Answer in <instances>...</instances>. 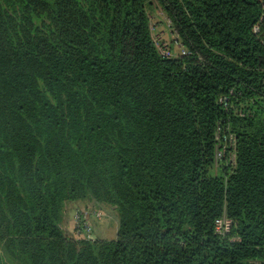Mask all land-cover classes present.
<instances>
[{
  "label": "trees",
  "instance_id": "obj_1",
  "mask_svg": "<svg viewBox=\"0 0 264 264\" xmlns=\"http://www.w3.org/2000/svg\"><path fill=\"white\" fill-rule=\"evenodd\" d=\"M0 264H264V0H0Z\"/></svg>",
  "mask_w": 264,
  "mask_h": 264
},
{
  "label": "rangeland",
  "instance_id": "obj_2",
  "mask_svg": "<svg viewBox=\"0 0 264 264\" xmlns=\"http://www.w3.org/2000/svg\"><path fill=\"white\" fill-rule=\"evenodd\" d=\"M148 11L151 19L152 36L157 47L161 51L170 52L172 55L180 54L182 51L181 44L176 40L174 32L169 28V21L165 14L155 4L149 7ZM83 204V200L70 203L66 212L67 217L73 219L75 209L81 207ZM101 210L103 215L100 220L95 221L94 218L91 219L93 230H91L90 238H95L96 236L104 239H113L116 236L118 227L117 211L109 206H103ZM73 224L71 221L70 230H72Z\"/></svg>",
  "mask_w": 264,
  "mask_h": 264
},
{
  "label": "built area",
  "instance_id": "obj_3",
  "mask_svg": "<svg viewBox=\"0 0 264 264\" xmlns=\"http://www.w3.org/2000/svg\"><path fill=\"white\" fill-rule=\"evenodd\" d=\"M258 30H259L258 26L257 25L254 26L253 31L256 33V32H258ZM181 53L185 54V51H183V49H182ZM161 54L164 56H170L171 55V53L167 52V51H161ZM233 159H234V156L232 154L230 160H233ZM90 213L92 215L96 216L97 218H100L102 215L100 213V211H96V210H92ZM76 218H77L76 224H75L76 235H80V234L84 233V234H87V236H90V228H89L88 224L81 222L79 216H77ZM233 225H234V222L232 221V219L228 218L227 216H221V217L215 219V221H214L215 232L218 235H220L221 237H226L230 233Z\"/></svg>",
  "mask_w": 264,
  "mask_h": 264
}]
</instances>
